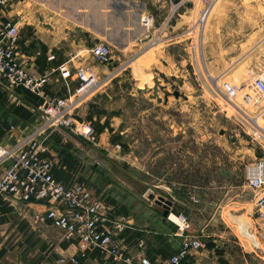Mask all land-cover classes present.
<instances>
[{
    "label": "rangeland",
    "instance_id": "374dc122",
    "mask_svg": "<svg viewBox=\"0 0 264 264\" xmlns=\"http://www.w3.org/2000/svg\"><path fill=\"white\" fill-rule=\"evenodd\" d=\"M164 9L158 18L145 12L155 17L148 37L114 48V59L100 63L102 86L121 83L133 94L121 103L131 149L110 146L122 167L113 170L140 204L148 206L151 193L170 197L162 189L184 197L185 232L197 228L205 241L216 239L226 264H264L259 192L245 178L246 166L264 158V94L249 88L264 72V0H168ZM227 84L238 94L230 96ZM99 145L96 139L88 148Z\"/></svg>",
    "mask_w": 264,
    "mask_h": 264
},
{
    "label": "crops",
    "instance_id": "0c3cea01",
    "mask_svg": "<svg viewBox=\"0 0 264 264\" xmlns=\"http://www.w3.org/2000/svg\"><path fill=\"white\" fill-rule=\"evenodd\" d=\"M167 1L9 0V5L1 8L0 22L11 21L19 27V60L30 75L46 78L45 95L65 97L73 94L81 82L79 68L91 65L98 72L103 70L91 53L95 43H108L113 50H128L135 46L145 30L142 15L152 11L156 18L163 16ZM174 22L178 25V21ZM176 25H172L173 28ZM125 93L132 97V87L127 90L117 82L100 86L77 105L75 128L59 126L52 129L45 127L40 115L45 103L43 96L39 95L43 101L38 102L23 87L8 93L0 84V145L19 148L31 138H44L47 145L44 156L52 161L54 176L67 185L83 184L94 199L108 205L113 218H124L127 227L117 238L128 255L135 258L146 255L157 260L178 250L184 237L177 224L163 216L161 204L152 198L148 206L138 203L132 185L113 170L121 167L117 165L119 154L112 158L109 151L110 146L113 149L120 147L111 137L126 131L121 112ZM16 106H21L20 112L14 110ZM28 111L32 114L27 117ZM106 120L113 129L106 126L98 132L96 139H99L100 147L89 149L91 140L80 132L81 124L86 122L93 126ZM94 133L97 135L95 129ZM119 152L121 154V150ZM122 153L129 152L123 149ZM91 156H99L106 163ZM8 162L0 161V177ZM162 192L175 201L174 213L185 210L187 206L181 197L173 196L169 190L162 189ZM245 197H241L242 203L249 201ZM54 205L48 198L25 201L12 194L0 193V264H64L62 257L68 260L79 255L78 237L68 236L49 218H36ZM201 231L197 228L189 230L192 234ZM209 241L214 245L191 253L190 263L209 264V260L214 259L213 264H226L220 243L216 239ZM216 249L218 257L211 258ZM82 259L84 264H116L94 245L87 248ZM65 264H69V260Z\"/></svg>",
    "mask_w": 264,
    "mask_h": 264
},
{
    "label": "built area",
    "instance_id": "2783aa9c",
    "mask_svg": "<svg viewBox=\"0 0 264 264\" xmlns=\"http://www.w3.org/2000/svg\"><path fill=\"white\" fill-rule=\"evenodd\" d=\"M9 5V0H0L1 8ZM200 21H203L207 9L202 8ZM155 17L145 13L141 22L145 27L140 40L148 37ZM20 31L17 24L11 21L0 22V84L8 93L24 87L45 98L40 115L45 127L52 129L59 126L75 128L77 125V105L97 90L101 75L93 66L87 65L78 69L80 84L77 90L65 97L50 96L44 93L46 78H35L28 73L19 60L18 41ZM112 46L105 42L95 43L91 47L94 59L108 64L114 59ZM63 71H66L64 69ZM249 88L256 95L264 94V72L254 76ZM230 96L238 94L235 85L227 84ZM245 101L253 99L250 92L243 93ZM80 132L88 140L95 141L96 135L90 123H82ZM47 145L43 139L36 137L26 141L19 148H8L0 145V161H9L0 177V193L15 195L25 201L48 198L55 205L45 213H39L38 219H51L68 236L78 237L79 255L70 257L69 264H84L83 257L90 245L99 247L116 264H197L189 262V255L206 247L204 233L192 234L185 231L190 227L189 214L170 212L167 218L177 224L183 234V241L178 250L166 258L152 260L146 255L135 258L125 252L123 243L117 238L127 227L124 218H113L108 205L100 199H94L92 193L81 183L67 185L57 179L52 172V161L44 156ZM248 185L258 191L256 197L259 210V227L264 239V158L251 163L245 168ZM64 257L62 263H68Z\"/></svg>",
    "mask_w": 264,
    "mask_h": 264
},
{
    "label": "trees",
    "instance_id": "16d2710c",
    "mask_svg": "<svg viewBox=\"0 0 264 264\" xmlns=\"http://www.w3.org/2000/svg\"><path fill=\"white\" fill-rule=\"evenodd\" d=\"M24 88V87H23ZM26 89V88H25ZM27 92L29 94H32L34 96L35 99L38 100V102H42L43 101V98H41L38 94L36 93H33L32 91H30L29 89H27ZM40 97V98H39ZM20 109H21V106H16L14 108L15 111H19L20 112ZM32 112L31 111H28L26 116H31ZM112 114V113H111ZM94 126V129L97 133L96 137L98 136V132H101L106 126H109L110 127V123H109V120H106L105 123L103 124H93ZM110 129L112 130L113 128L110 127ZM111 140L114 144H120V146L124 149V150H129L130 149V143L128 142V140L125 138V135L124 134H121L120 131L116 134H114L112 137H111ZM181 198H184V197H181ZM188 200V199H187ZM214 245L213 242L211 241H206V246H210L212 247Z\"/></svg>",
    "mask_w": 264,
    "mask_h": 264
},
{
    "label": "water",
    "instance_id": "95a60500",
    "mask_svg": "<svg viewBox=\"0 0 264 264\" xmlns=\"http://www.w3.org/2000/svg\"><path fill=\"white\" fill-rule=\"evenodd\" d=\"M180 94L181 93L179 91H177V90L175 91V95L177 97H179ZM14 120H15V117L13 118V121ZM149 196H150V198L155 199L157 203H159L163 206V216L166 218L168 216V214L172 211V207L175 205V201L171 198H167L166 196H164L162 194L156 195L155 193H151ZM183 212L186 214H190V208L186 207ZM241 230H243L242 227H241ZM245 233L249 234L247 230ZM249 235H251V234H249ZM252 237H253L252 239L255 238V236H252ZM253 243L255 244V246L259 245V242L256 240H254Z\"/></svg>",
    "mask_w": 264,
    "mask_h": 264
},
{
    "label": "bare ground",
    "instance_id": "6f19581e",
    "mask_svg": "<svg viewBox=\"0 0 264 264\" xmlns=\"http://www.w3.org/2000/svg\"><path fill=\"white\" fill-rule=\"evenodd\" d=\"M198 3V2H197ZM239 91V90H238Z\"/></svg>",
    "mask_w": 264,
    "mask_h": 264
}]
</instances>
